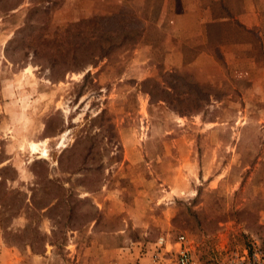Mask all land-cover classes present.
I'll return each instance as SVG.
<instances>
[{"label":"rangeland","instance_id":"rangeland-1","mask_svg":"<svg viewBox=\"0 0 264 264\" xmlns=\"http://www.w3.org/2000/svg\"><path fill=\"white\" fill-rule=\"evenodd\" d=\"M63 1L0 0V264H78L94 235L126 221L130 237L145 230L137 247L150 264H174L180 235L202 264L253 243L264 250V72L255 66V79L232 81L220 54L223 79L210 84L153 58L142 71L138 52L155 35L159 0L148 35L88 64L79 48L89 22L119 14L66 21L55 16ZM225 1L236 13L237 0ZM260 31L252 46L264 54ZM170 72L205 87L211 101L198 109L171 93L181 114L151 100L146 90ZM63 193L69 205L44 208ZM38 233L47 238L39 242ZM159 237L167 245L155 260Z\"/></svg>","mask_w":264,"mask_h":264},{"label":"crops","instance_id":"crops-1","mask_svg":"<svg viewBox=\"0 0 264 264\" xmlns=\"http://www.w3.org/2000/svg\"><path fill=\"white\" fill-rule=\"evenodd\" d=\"M152 1L64 0L55 16L61 14L69 21L90 12L130 15L146 25L144 30L148 35ZM155 18V35L151 37L152 30L138 52L137 66L142 71L153 58L164 70L186 73L200 84H210L223 79L218 61L222 57L230 67L232 81L255 79L250 76L255 66L264 72V54L254 49L255 40L251 39L252 32L258 33L256 43L261 44L264 0H237L236 13L225 0H159ZM141 51L146 54L142 56ZM133 228L126 221L114 233L94 235L79 255L78 264H150V252H141L137 247L144 241L141 240L145 230L140 229V234L133 238L129 234Z\"/></svg>","mask_w":264,"mask_h":264},{"label":"trees","instance_id":"trees-1","mask_svg":"<svg viewBox=\"0 0 264 264\" xmlns=\"http://www.w3.org/2000/svg\"><path fill=\"white\" fill-rule=\"evenodd\" d=\"M89 29L91 30L88 34V41L84 40L83 46L79 49H85L88 51L87 53V60L86 62L91 65H95L100 59L106 57L110 51L115 48H122L124 46L137 44L138 41L141 40L142 37L145 35V28H130L128 27V20L120 15H113L111 17H98L96 19H92L89 22ZM115 25L113 31L105 30L104 27H111ZM22 30V28H20ZM73 32V29L69 27L66 30L67 35ZM109 33V34H108ZM116 41V42H115ZM219 59V58H218ZM170 79H166L162 81V85L158 82L153 81L152 84L155 87L148 88L146 92L150 96L151 100L161 99L168 104V106L177 111L178 113L183 114V110L181 108H176L172 105L170 101V94L176 95V101L182 104L184 102H193L196 108H200L203 103L207 104L211 101L212 95L209 94L205 87L200 86L196 82L190 80L188 77L178 74L176 72H170L167 74ZM174 79V80H172ZM177 81L178 84H175L174 81ZM182 87V92L177 93L180 91ZM183 111V112H182ZM188 110H185L187 112ZM62 192H65V188L61 186ZM53 195L48 202L44 205V208L53 207L60 199L69 205L68 198H71V194L66 195L63 193L62 195ZM52 201H55V204L51 206ZM2 207V204L0 203ZM96 219V215L90 217L89 221ZM23 232V231H22ZM39 242L44 241L47 236L41 233H38ZM33 248V246H30Z\"/></svg>","mask_w":264,"mask_h":264},{"label":"built area","instance_id":"built-area-1","mask_svg":"<svg viewBox=\"0 0 264 264\" xmlns=\"http://www.w3.org/2000/svg\"><path fill=\"white\" fill-rule=\"evenodd\" d=\"M177 244L179 248L174 264H202L192 256L190 247L184 236L180 235L177 237ZM154 245V258L158 260L162 255V250H166V238L159 237ZM215 264H264V250L256 243H253L249 247H237L225 252L222 258L216 261Z\"/></svg>","mask_w":264,"mask_h":264},{"label":"bare ground","instance_id":"bare-ground-1","mask_svg":"<svg viewBox=\"0 0 264 264\" xmlns=\"http://www.w3.org/2000/svg\"><path fill=\"white\" fill-rule=\"evenodd\" d=\"M30 146H31V148H32L33 150H36V149H37V143H35V142H31V143H30Z\"/></svg>","mask_w":264,"mask_h":264}]
</instances>
